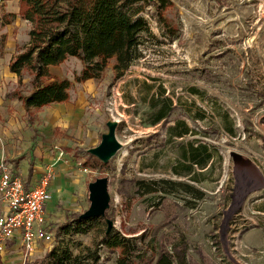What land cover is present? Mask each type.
Instances as JSON below:
<instances>
[{"label": "rangeland", "instance_id": "obj_1", "mask_svg": "<svg viewBox=\"0 0 264 264\" xmlns=\"http://www.w3.org/2000/svg\"><path fill=\"white\" fill-rule=\"evenodd\" d=\"M170 2L168 25L153 4L138 15L148 32L140 38L141 58L123 76H114L111 59L98 79L75 83L83 64L68 58L50 72L73 82L69 100L30 118L20 102L4 100L17 86L9 61L28 42L30 25L18 16L17 0L0 2V16H14L0 29L6 37L4 45L0 39V162L23 178L51 169L49 228L55 244L73 255L94 250L111 220L112 232L146 231L172 244L183 264H264V216L255 213L264 210V0ZM28 80L24 74V93ZM162 109L164 118L153 125ZM110 120L118 123L122 147L107 164L93 166L87 150L100 143ZM185 130L192 133L176 136ZM202 145L214 153L205 171L189 161V151ZM103 177L110 198L105 216L88 223L85 235L64 234L62 227L89 207L88 184ZM159 180L190 185L202 199L179 191L159 207V193H137L136 181ZM97 248L99 264H114L113 252ZM43 250L26 264H47ZM0 262L22 264L17 250Z\"/></svg>", "mask_w": 264, "mask_h": 264}, {"label": "trees", "instance_id": "obj_2", "mask_svg": "<svg viewBox=\"0 0 264 264\" xmlns=\"http://www.w3.org/2000/svg\"><path fill=\"white\" fill-rule=\"evenodd\" d=\"M7 0H0L5 2ZM18 16L30 25L28 42L16 52L9 61V72L17 79V86L8 92L6 99H15L21 103L25 115L30 118L33 111L52 104H62L69 100L73 82L82 83L98 79L109 60L114 59V76L120 78L130 66L141 58L139 46L141 35L147 33L145 21L138 17L146 7L153 4L158 21L168 25L164 12L172 4L170 0H17ZM13 14L0 16V29L13 22ZM174 36V32L170 31ZM5 44V35L0 37ZM68 58H76L83 68L74 81L55 78L51 68L64 63ZM24 74L29 77L28 90L22 92ZM164 108V107H163ZM162 109L153 121L158 124L163 118ZM192 132L176 133L177 137ZM207 145L189 151L191 165L205 167L214 153ZM93 160V166L99 161ZM85 165V164H84ZM30 176V172L28 174ZM136 191L140 195L159 193L158 206L179 191L190 195L195 200L202 199V194L193 187L168 180L150 181L149 186L143 181H136ZM95 220L74 218L64 225L62 230L67 235H85ZM107 228V225H106ZM113 229V228H112ZM104 232L98 246L113 252L114 264H183L177 260L171 249L155 235L143 231ZM84 248L73 255L65 247L56 246L46 256L47 264H99V248ZM179 261V262H178ZM1 264V262H0Z\"/></svg>", "mask_w": 264, "mask_h": 264}, {"label": "built area", "instance_id": "obj_3", "mask_svg": "<svg viewBox=\"0 0 264 264\" xmlns=\"http://www.w3.org/2000/svg\"><path fill=\"white\" fill-rule=\"evenodd\" d=\"M51 179L47 168L30 184L9 164L0 162V256L15 248L26 264L43 249L48 254L57 246L46 210Z\"/></svg>", "mask_w": 264, "mask_h": 264}, {"label": "water", "instance_id": "obj_4", "mask_svg": "<svg viewBox=\"0 0 264 264\" xmlns=\"http://www.w3.org/2000/svg\"><path fill=\"white\" fill-rule=\"evenodd\" d=\"M117 122L110 120L106 122V132L101 135L100 143L87 150V153L98 160L101 164H107L121 149L122 144L116 138ZM234 161L240 156L231 153ZM88 209L79 216V219H98L105 216L109 208L108 179L107 177L98 178L88 184ZM106 232L113 228V222L106 220Z\"/></svg>", "mask_w": 264, "mask_h": 264}, {"label": "crops", "instance_id": "obj_5", "mask_svg": "<svg viewBox=\"0 0 264 264\" xmlns=\"http://www.w3.org/2000/svg\"><path fill=\"white\" fill-rule=\"evenodd\" d=\"M12 74V73H11ZM12 76H15L14 74H12ZM16 77V76H15ZM7 94V93H6ZM6 94H5V96H6ZM5 96H4V100H15V99H6L5 98ZM17 101V100H16ZM19 102V101H18ZM21 104V103H20ZM23 109V108H22ZM213 158H214V155H213V157L211 158V160H209L207 163H206V165H205V167H203L202 168V171H205L206 169H208L209 168V166H210V164L212 163V161H213ZM9 165L12 167V165L9 163ZM13 168V167H12ZM14 170V169H13ZM193 174V171L189 174V176H191ZM21 176V175H20ZM31 176V175H30ZM30 176H27L26 178H23V176H21L23 179H25L26 181H28L30 184H32L34 181H36V179L38 178V177H30ZM46 210H47V208H46ZM256 214H260V215H262V216H264V210L262 211V212H255ZM12 251H14L15 250V248H12L11 249Z\"/></svg>", "mask_w": 264, "mask_h": 264}]
</instances>
